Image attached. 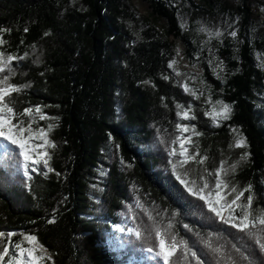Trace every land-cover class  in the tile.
<instances>
[{"label": "trees", "instance_id": "1", "mask_svg": "<svg viewBox=\"0 0 264 264\" xmlns=\"http://www.w3.org/2000/svg\"><path fill=\"white\" fill-rule=\"evenodd\" d=\"M142 1L147 17L131 0H0V29H11L3 33L7 43L2 50L23 56L33 45L38 48L37 60L27 57L14 65L13 82L30 85L18 95L17 108L40 105L59 118L51 135L58 145L51 161L55 171L47 177L25 180L17 149L0 142V231L16 233L14 240L21 233L36 234L55 264H163L154 251L148 252L149 247L156 249L149 227L134 243L136 249L112 252L102 241L104 230L119 223L123 207L135 197L158 222L167 224L177 212L174 231L207 264H216L203 243L209 236L214 246L235 255L236 244L254 253L255 264H264V253L208 213L169 170L164 141L175 129V104H183L184 96L168 64L173 41L182 40V34L173 3ZM244 9L245 28L252 13ZM253 49L244 39L238 46V72L222 86L212 83L233 107L219 136L226 137L230 126L247 138L250 156L235 178L243 188L253 186L258 207L264 205V123L257 117L255 100L264 75ZM229 53L220 49L221 59L228 62ZM211 141L206 145L209 155L215 151ZM109 146L125 163L106 164L100 207L91 219L87 179ZM53 210L56 222L49 224Z\"/></svg>", "mask_w": 264, "mask_h": 264}, {"label": "snow or ice", "instance_id": "2", "mask_svg": "<svg viewBox=\"0 0 264 264\" xmlns=\"http://www.w3.org/2000/svg\"><path fill=\"white\" fill-rule=\"evenodd\" d=\"M10 31L11 29H0V142H7L18 149L19 166L23 169V175L28 180L32 179L30 173L47 177L49 173L55 171L51 166V161L53 152L58 145L52 139L51 134L59 125L58 123L49 122L46 126H40L39 122L58 121L59 118L50 117L44 111V106L40 105L25 106L22 109L17 108L18 95L30 85H18L13 82L12 78L16 75L14 65L26 59L28 53L17 56L7 54L2 50L7 43L3 33ZM24 31L27 32L28 29L25 28ZM200 31L207 33L209 37L207 42H210L212 38L219 39L224 34L219 30L209 32L204 27H201ZM44 35H49V33L45 32ZM229 35L236 38L237 32L233 30ZM20 42L23 43L24 41L21 40ZM32 47L34 48L35 45ZM176 64L177 61L172 59L168 64V68L172 69L176 76L184 75L176 68ZM209 64H213V60H209ZM217 68L223 71V61L216 62L213 71L216 72ZM216 75L219 79V72H216ZM163 78L165 80L170 79L169 76ZM192 79L195 78L187 77L179 86L185 94L190 95L193 99H199L203 93L190 87L188 81ZM144 83L147 84L150 81H144ZM207 103L210 108L204 112V115L210 118L213 126L221 127L224 121L231 119L233 112L231 104L220 99L213 101L211 95L208 96ZM165 107H167L166 104ZM175 108L177 120L181 122L175 124L178 135L171 140L172 146L168 149L171 174L190 196L203 202L207 212L211 213L215 219L221 224L234 229L237 233L243 234V237L251 242L250 247L258 248L260 253H264V205L254 207L256 195L251 184L240 188L229 179L230 176L235 175L240 161H246L250 153L243 152L239 161L231 164L227 160H221L219 167L216 169L209 171L204 168L203 172H198L195 179L190 178L191 170L188 166L192 163L203 166L208 159L206 155L202 156L200 154L199 147L193 139L202 136L203 133L197 130L195 124L183 122L197 119L191 103L187 106L176 103ZM230 131L234 134L233 142L228 145L230 149H247L249 147L247 138L239 129L231 128ZM193 149L195 150L193 151ZM121 163L125 162L121 160ZM126 166L131 167L130 164ZM56 174L60 175V173ZM245 193H248V195L245 196ZM136 207L141 209L147 216V220L151 222V231L154 232L157 241L156 249L149 247L148 252L154 251L155 256L163 264H191L192 261H195V264H207L204 259L198 256L197 251H193L189 241L180 237L178 232L174 231L175 223L173 221L179 215L177 212H173L172 218L167 224H164L162 221L158 222L139 199L136 200ZM135 219L133 217V220ZM55 222L56 210H53V214L47 223L53 224ZM114 227L119 232L125 231V228L119 224L114 225ZM184 228L191 231L188 224H184ZM127 232L137 239L144 238V230L139 225L128 227ZM16 235L14 232L5 233L0 231V264H47L49 261L55 264L53 255L41 243L36 234L21 233L20 239L14 240L13 238ZM203 243L214 255L216 264H242V262L243 264H255L254 253L252 251L246 253V249L237 247L236 244L232 245L235 253L233 255L225 251L223 247L214 246L211 236Z\"/></svg>", "mask_w": 264, "mask_h": 264}, {"label": "rangeland", "instance_id": "3", "mask_svg": "<svg viewBox=\"0 0 264 264\" xmlns=\"http://www.w3.org/2000/svg\"><path fill=\"white\" fill-rule=\"evenodd\" d=\"M169 1L176 6V19L182 34V40L179 39L173 41V59L177 61L176 68L184 75L176 76L172 69L169 68V70L177 78L179 85L187 77H194L195 79L188 81L190 87L203 93L200 95L199 99H193L190 95L185 94L183 89L179 86L180 91L184 96L183 104L187 106L191 103L197 116L195 121L183 122L195 124L197 130L203 133L202 136L194 137L193 139L199 147L200 154L208 157L203 166L196 165L195 163L188 166L191 170L190 178L195 179L198 172H203L204 168L212 171L219 167L221 160H227L229 164L239 161L240 155L247 151V149H230L228 145L234 140V134L230 131V129L235 127L227 126L226 137H220L217 131L222 128L226 121L222 123L221 127H215L213 126L210 118L204 115V112L210 108V105L207 103L209 95H211L213 101L220 99L226 102L221 95L220 89L212 83V80L217 81L219 85L222 86L229 77L238 72L235 65L239 62L238 46L244 39H247L252 45H254L253 58L257 68L264 75V11H262V9H264V0ZM131 3L139 14L145 17L148 16L147 5L142 0H131ZM244 7L251 9L252 13L245 28L243 24L245 18V13L243 12L245 11ZM201 27L206 28L209 32L219 30L224 34L219 39L212 38L210 42H207L209 41V37L206 32L200 31ZM233 30L237 32L236 38L229 35V33ZM222 48L230 51L228 55V62L222 60L220 57V49ZM27 53V57L37 60L38 48L34 47ZM209 60H213V64L210 65ZM218 61H223V71L219 68L216 69V72H219V79L217 78L216 72L213 71L216 62ZM255 105L257 117L259 121L264 123V82L260 91L256 93ZM49 122L55 123V121H40L39 125L46 126ZM177 122L181 121H178L176 117V123ZM205 128H207V130H205ZM239 131L241 132L240 129ZM205 133H207L208 136ZM176 135H178V133L174 129L170 137L164 141L167 145L164 148L162 147L167 156L170 172L171 165L169 164L170 157L168 156V149L172 146L171 140L174 139ZM210 139H213V141ZM160 141L162 140H159V145L162 144ZM209 141L213 144L212 149L215 150L212 155H209L208 153L209 146L206 147ZM3 143L8 144L7 142ZM176 147H178V145H176ZM194 150L195 149H193V151ZM103 154L106 158H103L104 161H101L98 164V167L94 170V174L87 179V192L90 199V207L93 208V212H87L90 213L91 219L95 218L94 216L97 214L100 207L102 185L108 168L106 164L113 160L119 161L121 164V160H119L117 154H115L113 146H109L106 151L103 150ZM246 161H240L235 175L229 177L232 183L238 185L240 188L243 187L237 182L235 176L240 168L244 166ZM19 170L26 180L27 178L23 175V169L20 166ZM30 174L31 176H44L37 173ZM173 178L175 177L173 176ZM180 186L183 188L182 185ZM136 200L137 198L134 197L133 201H131L129 205L127 204L123 207V211L120 214L121 217L118 224L125 228L124 232L117 231L114 226H112L111 229L104 230L102 241L104 244L109 245L112 252H119L124 248L127 250L137 248L134 243L136 240L139 241V239L127 232L128 227H136L139 225L143 230L148 227L151 230V222L147 220L145 213L136 207ZM133 217L136 219L133 220ZM141 245L144 246L143 243ZM128 260L132 261L131 257H129ZM47 264H52V262L49 261Z\"/></svg>", "mask_w": 264, "mask_h": 264}]
</instances>
